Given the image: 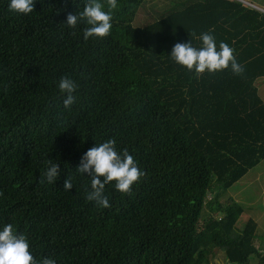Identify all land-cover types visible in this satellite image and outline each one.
<instances>
[{
  "label": "trees",
  "instance_id": "1",
  "mask_svg": "<svg viewBox=\"0 0 264 264\" xmlns=\"http://www.w3.org/2000/svg\"><path fill=\"white\" fill-rule=\"evenodd\" d=\"M117 4L110 34L85 40L86 25H64L83 0H34L27 16L0 0V228L12 224L57 264H264L254 220L220 202L264 160V13L245 0ZM208 31L233 48L240 74H196L169 58ZM62 76L78 85L69 109ZM108 138L144 176L127 194L106 185L110 206L99 208L76 169Z\"/></svg>",
  "mask_w": 264,
  "mask_h": 264
},
{
  "label": "clouds",
  "instance_id": "2",
  "mask_svg": "<svg viewBox=\"0 0 264 264\" xmlns=\"http://www.w3.org/2000/svg\"><path fill=\"white\" fill-rule=\"evenodd\" d=\"M82 11L75 15L68 14L64 25L75 29L77 25H86L82 29L83 39L104 38L110 34L113 26V10L118 7L117 0H83ZM34 0H8V10L17 15L27 16L33 12ZM200 46L194 47L188 42L175 43L169 58L177 65L196 74L213 73L230 69L234 75L243 71L234 55V50L227 43L217 41L211 31L199 35ZM78 85L69 76H62L57 89L62 95V104L69 109L76 101ZM76 173L86 174L89 181L85 197L99 208H108L109 199L105 194V186L112 184L115 191L129 193L144 172L138 167L133 156L126 149L117 150L115 138H108L95 143L81 157ZM48 184L54 183L58 177V165L47 161L43 173ZM82 176V175H81ZM73 187L71 178L64 181L63 189L69 191ZM0 264H57V260L45 256L37 259L31 249L27 237L19 233L12 224L0 228Z\"/></svg>",
  "mask_w": 264,
  "mask_h": 264
},
{
  "label": "rangeland",
  "instance_id": "3",
  "mask_svg": "<svg viewBox=\"0 0 264 264\" xmlns=\"http://www.w3.org/2000/svg\"><path fill=\"white\" fill-rule=\"evenodd\" d=\"M247 3L251 2L253 5L257 7L263 6L264 10V0H245ZM250 4V3H249ZM138 17H143L139 15ZM140 21V19H138ZM258 83L263 81L262 86L264 87V77L257 80ZM243 181L240 183L242 185L240 187H235L236 190H228L220 195V202L226 200L229 196L234 199V201L239 202L243 205L245 209L244 220L246 218H251L256 223V237L257 239L260 236L264 235V160L257 164L255 167L250 169L247 174L242 178ZM238 183V184H239ZM240 192L242 196H240ZM254 195L255 198L252 196ZM206 215V211H204ZM216 214H212L215 216ZM263 237V236H262ZM259 249L264 251V239L259 242ZM258 247V246H257ZM213 264H225V261L221 255H217Z\"/></svg>",
  "mask_w": 264,
  "mask_h": 264
},
{
  "label": "crops",
  "instance_id": "4",
  "mask_svg": "<svg viewBox=\"0 0 264 264\" xmlns=\"http://www.w3.org/2000/svg\"><path fill=\"white\" fill-rule=\"evenodd\" d=\"M262 7H263V6H260V7H258V8H260L261 11L264 13V10H263ZM262 84H263V81H262L261 83H258V81H257V83H256V89H257V93H258V95H259L261 101L264 103V87L262 86ZM262 236H263V237H262ZM262 236H260V238L262 237V240H263V239H264V235H262ZM256 242H257V241H256Z\"/></svg>",
  "mask_w": 264,
  "mask_h": 264
}]
</instances>
